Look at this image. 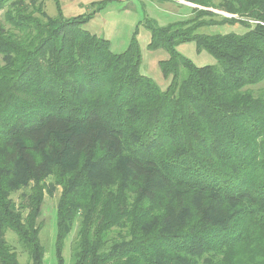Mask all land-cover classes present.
Segmentation results:
<instances>
[{
    "label": "trees",
    "instance_id": "1",
    "mask_svg": "<svg viewBox=\"0 0 264 264\" xmlns=\"http://www.w3.org/2000/svg\"><path fill=\"white\" fill-rule=\"evenodd\" d=\"M186 1L193 17L146 24L168 53L162 89L135 36L115 53L82 28L95 11L0 0V264H21L8 229L44 264L39 216L57 187L56 264L74 228L70 264H264V0H224L217 21L211 0ZM234 22L246 30L197 32ZM189 41L215 63L177 51Z\"/></svg>",
    "mask_w": 264,
    "mask_h": 264
},
{
    "label": "rangeland",
    "instance_id": "2",
    "mask_svg": "<svg viewBox=\"0 0 264 264\" xmlns=\"http://www.w3.org/2000/svg\"><path fill=\"white\" fill-rule=\"evenodd\" d=\"M43 11L53 17L58 14L55 0H42ZM62 15L65 18L89 14L95 11L92 17L82 24V28L99 37L105 38L110 42V48L115 53L124 51L130 40L135 36L139 43L141 51L140 72L152 78L160 88L165 89L169 83V79L163 77L159 61L166 59L168 53L162 49H151L148 47L150 41V32L146 27L148 21H154L159 26H164L173 22L187 20L193 17L191 8L193 4L186 0H58ZM102 6L96 10L99 3ZM217 9H210L213 13H217L213 20L221 19V16L231 17L218 5L224 0H211ZM0 10V20L3 21L2 12ZM235 17V16H234ZM204 19H209L207 16ZM243 21H249L245 18ZM246 27L238 22L222 23L201 27L197 32L206 34L212 33H243ZM179 53L189 58L194 64L200 66L205 64H214V58L204 50L198 52L193 41L180 43L176 46ZM1 62V57H0ZM264 86V82L255 86V88ZM60 193L57 187L52 195L45 194L41 206V214L39 221L40 241L44 245V264H56L54 252L55 239V210L56 203ZM15 203L20 201L19 192L12 194ZM75 236V228L72 229L70 235L66 238L62 250L64 264H70V245ZM5 238L12 249L17 254V258L21 264H27V254L19 242L16 234L7 230Z\"/></svg>",
    "mask_w": 264,
    "mask_h": 264
}]
</instances>
